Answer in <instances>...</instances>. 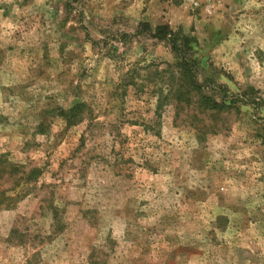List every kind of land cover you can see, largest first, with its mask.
Masks as SVG:
<instances>
[{
    "label": "rangeland",
    "instance_id": "rangeland-1",
    "mask_svg": "<svg viewBox=\"0 0 264 264\" xmlns=\"http://www.w3.org/2000/svg\"><path fill=\"white\" fill-rule=\"evenodd\" d=\"M183 57L234 108L156 123L170 73L144 66ZM10 163L42 173L0 207V264H264V0H0Z\"/></svg>",
    "mask_w": 264,
    "mask_h": 264
},
{
    "label": "trees",
    "instance_id": "trees-1",
    "mask_svg": "<svg viewBox=\"0 0 264 264\" xmlns=\"http://www.w3.org/2000/svg\"><path fill=\"white\" fill-rule=\"evenodd\" d=\"M157 37H164L168 31L166 26L158 27ZM163 35V36H162ZM166 66L163 69H159V65L148 64L144 66V70H147V78L151 76H160L164 73H170L169 80L164 81L160 79L167 86V92L164 94L162 87L157 88L158 98L156 104V123H158L162 117V112L166 105H171L176 110V115H181L184 111L190 113L193 110L199 112H215L220 113L223 111H229L234 108V104L226 101L217 100L205 91L204 84H202L197 76L195 61L190 58L183 57L175 62H163ZM155 66V67H153ZM154 79V77H153ZM156 90H154L156 92ZM160 92V94H159ZM86 103H76L72 107L63 111V118L67 124L78 122L83 119V111H85ZM146 128H152V125H146ZM156 135L160 132L156 131ZM7 173V177L12 179L13 186H3L0 182V207H10L12 202L16 200V189L21 183L37 181L42 170L37 167H31L29 170H24L18 165L10 163L7 164V168H0V181L4 178V174ZM6 177V178H7ZM57 210L54 208L53 217H57Z\"/></svg>",
    "mask_w": 264,
    "mask_h": 264
}]
</instances>
